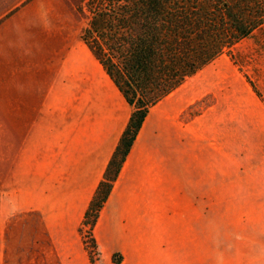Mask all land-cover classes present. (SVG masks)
I'll list each match as a JSON object with an SVG mask.
<instances>
[{"label":"crops","instance_id":"0c3cea01","mask_svg":"<svg viewBox=\"0 0 264 264\" xmlns=\"http://www.w3.org/2000/svg\"><path fill=\"white\" fill-rule=\"evenodd\" d=\"M33 7L0 24V152L14 164L5 198L30 213L31 242L46 258L91 264L79 229L133 107L78 26L62 15L54 25L32 26ZM223 74L219 61L210 63L150 107L92 227L99 264H115V253L119 264H214V227L229 219L231 194H264V165L245 170L237 163L231 171L212 111H192ZM244 204L263 209L264 199ZM234 264H264V251Z\"/></svg>","mask_w":264,"mask_h":264},{"label":"trees","instance_id":"16d2710c","mask_svg":"<svg viewBox=\"0 0 264 264\" xmlns=\"http://www.w3.org/2000/svg\"><path fill=\"white\" fill-rule=\"evenodd\" d=\"M77 10L87 19L82 41L133 107L79 229L99 264L92 227L150 107L261 28L264 0H84Z\"/></svg>","mask_w":264,"mask_h":264},{"label":"rangeland","instance_id":"374dc122","mask_svg":"<svg viewBox=\"0 0 264 264\" xmlns=\"http://www.w3.org/2000/svg\"><path fill=\"white\" fill-rule=\"evenodd\" d=\"M83 2L0 0V24L16 10L32 4V26L40 27L42 23L54 25L57 23L56 17L62 15L67 22L77 25L81 32L87 19L77 8ZM4 60V31L0 30V75L4 72ZM216 61L224 70L223 77L215 78L208 84L207 93L197 101L192 111L198 113L206 106L212 111L215 129H218L219 122L222 128L219 133L223 132L222 137L229 144L231 171L237 167V163L245 170L263 169L264 25L236 43L230 54L224 53L211 63L214 65ZM212 70L213 66L206 68L191 80L189 86H200L201 79ZM225 84L228 85V93L223 87ZM13 173V162H8L4 153L0 152V264H65L56 257L46 258L45 251L31 242L35 226L30 220V213L15 211L8 204L5 190L13 181ZM262 199L264 194H231L229 219L214 227V264H234L239 256L264 251V208L252 209L244 204V201ZM82 235L89 237V230L84 228ZM33 238L35 240V236Z\"/></svg>","mask_w":264,"mask_h":264}]
</instances>
